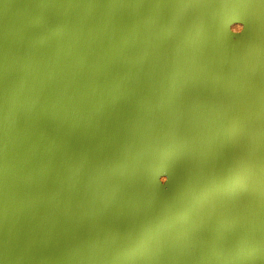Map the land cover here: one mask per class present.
Listing matches in <instances>:
<instances>
[{"label":"water","instance_id":"obj_1","mask_svg":"<svg viewBox=\"0 0 264 264\" xmlns=\"http://www.w3.org/2000/svg\"><path fill=\"white\" fill-rule=\"evenodd\" d=\"M0 264H264V0H0Z\"/></svg>","mask_w":264,"mask_h":264},{"label":"clouds","instance_id":"obj_2","mask_svg":"<svg viewBox=\"0 0 264 264\" xmlns=\"http://www.w3.org/2000/svg\"><path fill=\"white\" fill-rule=\"evenodd\" d=\"M242 28H243V25L239 24V23L231 25V31L234 32V33H240L242 31ZM166 179H167V177L164 176V175H161L159 177V180H160L161 183L165 182Z\"/></svg>","mask_w":264,"mask_h":264},{"label":"bare ground","instance_id":"obj_3","mask_svg":"<svg viewBox=\"0 0 264 264\" xmlns=\"http://www.w3.org/2000/svg\"><path fill=\"white\" fill-rule=\"evenodd\" d=\"M236 23H239V22H236ZM236 23H234V24H236ZM239 24H242V23H239ZM233 25V24H232ZM243 25V24H242ZM243 29V28H242ZM230 30H231V28H230ZM232 32V31H231ZM233 34H234V37L235 38H237V36L240 34V33H234V32H232ZM164 176H166V177H168V173L167 172H165L164 174H163Z\"/></svg>","mask_w":264,"mask_h":264}]
</instances>
